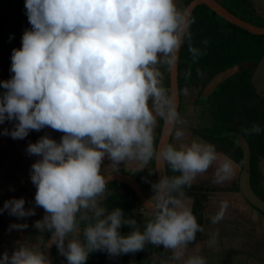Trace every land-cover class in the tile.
I'll return each mask as SVG.
<instances>
[{
	"label": "clouds",
	"instance_id": "clouds-1",
	"mask_svg": "<svg viewBox=\"0 0 264 264\" xmlns=\"http://www.w3.org/2000/svg\"><path fill=\"white\" fill-rule=\"evenodd\" d=\"M30 29L22 35L21 47L11 55V78L0 81V124L14 121L4 135L23 139L31 130L44 127L63 133L59 142L44 136L29 143L27 151L40 157L32 165L35 203L46 215L37 228L53 231L48 243H56L68 264H86L90 253L109 255L143 250L145 242L173 250L180 259L187 245L203 231L191 208L182 199L184 186L191 187L198 175L219 160L214 183L231 180L234 162L217 153L215 145L193 140L179 148L168 144L157 162L166 161L180 175L162 179L156 196L146 204L153 219L143 232L121 235L122 225H135L116 208L105 215L97 197L106 189L101 173L107 156L114 164L140 160L154 154L156 115L165 123L178 122L174 92L161 85L156 65L174 68L185 35L194 23L187 9L175 0H25ZM11 38V37H10ZM205 44L208 41H204ZM193 59L200 49L189 45ZM151 100L152 108L149 107ZM154 112L156 115H154ZM254 124L251 132L260 133ZM177 130L175 137H183ZM179 192L173 196L172 192ZM25 200L4 203L10 215L26 217ZM228 202L211 219H223ZM91 210L93 220L83 230L84 242L64 240L77 227L76 214ZM24 228L27 225H13ZM0 264H50L42 252L21 246L11 256H0ZM185 264H206L201 256H190Z\"/></svg>",
	"mask_w": 264,
	"mask_h": 264
},
{
	"label": "trees",
	"instance_id": "trees-1",
	"mask_svg": "<svg viewBox=\"0 0 264 264\" xmlns=\"http://www.w3.org/2000/svg\"><path fill=\"white\" fill-rule=\"evenodd\" d=\"M192 0H186L188 5ZM225 9L236 17L253 24L257 27H264V18L260 17L250 0H216ZM194 23L190 26V38L185 35L180 55H179V88H195L201 83V76L205 77V83L209 82L217 74L224 72L235 66L244 63L257 65L264 56V35H253L248 31L237 27L224 19L220 18L215 12L205 5L197 6L191 15ZM204 41H208L207 44ZM189 45L200 49L201 55L195 60L189 51ZM251 69L241 70L222 83L211 93L209 119L210 125L205 128L201 137L207 142L215 145L216 150L225 155H229L237 164L241 166L242 152L239 147H235L230 134L242 135L249 144L251 151V185L255 193L264 200V193L258 190L257 186L262 179L258 169L259 160L264 159V97L257 96L251 84ZM168 88H170L168 83ZM5 90L0 87V94ZM199 103L201 100L198 101ZM162 119L157 131L156 143L158 142ZM259 125L260 133H253V125ZM172 144V140L170 142ZM154 149V154H155ZM154 154L151 165L153 172L150 176L137 177L142 190H152L156 192L154 176ZM167 178L180 175L173 172L171 166L166 162ZM128 173V172H125ZM129 174V173H128ZM153 187V188H151ZM117 190H122L123 194L118 195ZM190 190L184 186L182 191L187 193ZM105 191L108 192L100 207L106 209L105 215L114 211L116 208L122 210L123 218L135 220V225H122L119 229L121 235L127 236L134 230L144 231L148 221L153 219L152 213L144 215L148 211L140 206L134 193L126 185L119 182L106 184ZM112 191L116 192L115 194ZM177 192V191H176ZM151 200V199H150ZM137 205L140 206V210ZM205 209L204 196L201 201H195L193 214L197 223L202 225V218ZM76 215L77 225L81 224L82 238L83 230L88 223L93 220L82 219V211ZM87 217H93V213H88ZM200 231L196 233L198 237ZM152 253L163 255L165 253L162 245H153ZM131 253V252H130ZM138 255V264L141 259L139 251L134 252ZM116 255H109L106 251H95L89 254L86 264H103L112 260Z\"/></svg>",
	"mask_w": 264,
	"mask_h": 264
},
{
	"label": "crops",
	"instance_id": "crops-1",
	"mask_svg": "<svg viewBox=\"0 0 264 264\" xmlns=\"http://www.w3.org/2000/svg\"><path fill=\"white\" fill-rule=\"evenodd\" d=\"M253 1H256V4L253 3L257 14L264 18L262 4L260 2L257 3L258 0ZM259 1L263 2L262 0ZM240 67L241 70L251 69L252 87L257 96L264 97V56L255 66L250 63H244ZM235 71L239 73L238 68H235ZM203 78L205 80L204 76ZM207 83L204 81L203 88L198 94L199 100H201L203 96H207L206 99L201 100V106L205 111L210 107L209 98L211 93L215 90L214 89L211 93L204 94L203 90ZM192 104L198 105V101L195 100ZM180 110L182 111L183 108L181 107ZM201 116L204 122L207 121L210 125V117L203 114H201ZM209 125L204 124L197 129L192 126H185L184 124L179 126L177 122L171 139L173 146L179 148L182 144L188 145L193 140L206 142L201 137V134H203L202 132H204L205 128ZM158 127L159 126L155 124L154 128H157V131ZM177 130L183 131V137L179 139L175 137V132ZM56 136L54 140L59 142L62 136L61 132ZM231 139L233 140L232 137ZM233 143L235 147H238L234 140ZM9 149H11L10 152L12 153L9 152L6 161L3 162V160L0 159V209L4 208V203L6 201L23 198L25 200V210H34L35 214L20 218L10 215L9 210L5 209L0 211V256H3L5 253L11 256L12 253L21 246L29 247L45 255L46 245L53 231L49 230L47 226L43 228L36 227L38 221H44L46 212L35 203L36 187L31 181L32 165L37 162L40 157L30 154L28 151L22 152L18 149ZM217 153L221 155V158L223 156H229L219 151H217ZM233 162L234 175L231 180L220 184L214 183L215 172L220 163V161L217 160L213 162L207 172L198 175L191 187H188L190 190L184 193L182 199L185 205L191 208V210L194 208L195 201H201V196H204L205 209L201 225L203 231H200L195 241L187 245V249L182 258L178 260L173 259V250L165 249L162 246L165 253L163 255L152 253L149 264H178L180 260L182 264H185V261L190 256H201L205 259L206 264H223V259H230V256L234 257L236 260L239 257L238 259H246L245 261H247L257 257L261 258L264 255V214L251 206L239 192L238 174H240L239 171L241 170V166L235 161ZM114 172L125 171L118 170ZM129 174L135 177L132 173ZM151 174L152 171L144 176H150ZM15 182H17V186ZM259 186L258 184L257 189L261 191ZM143 192L149 201H151L148 193L144 190ZM112 193L115 194L116 192L112 191ZM150 193H152L155 198L156 192L150 190ZM107 194L108 192L105 191L101 196L97 197V205L99 207ZM117 194H123V191L117 190ZM172 195L179 196V192L174 191ZM222 201L228 202V208L224 212L223 219L213 224L211 218L220 211ZM88 213H92V211L83 210L82 217H87ZM13 225H27V227L16 228L13 227ZM74 238L79 239L82 243L84 242L80 223L73 233L66 236L64 240L65 250L67 249L68 242ZM137 255V253H121L103 264H138ZM50 263L68 264L66 257L61 253L57 244H55L51 250Z\"/></svg>",
	"mask_w": 264,
	"mask_h": 264
},
{
	"label": "rangeland",
	"instance_id": "rangeland-1",
	"mask_svg": "<svg viewBox=\"0 0 264 264\" xmlns=\"http://www.w3.org/2000/svg\"><path fill=\"white\" fill-rule=\"evenodd\" d=\"M252 5L256 4V1L250 0ZM264 2V0H262ZM177 7L179 9H185L187 7L186 0H175ZM254 2V3H253ZM260 2L263 6L264 10V3ZM31 25L28 22V18L26 15L25 9V0H10L9 3H5L3 5L0 4V81H6L11 78L12 73L10 72L11 68V55L13 49L20 48L22 42V35L26 29H30ZM11 37V38H10ZM156 68L161 73V85L166 90L170 91L168 88L169 83V67L161 61ZM204 78L201 76V83L199 86L192 88L191 90L187 89L186 87L183 88L182 94L180 96V108L182 107L183 110L179 113L178 117V124L179 126H192L194 128L199 129L204 124L209 125V122L203 120V115L209 116V111L211 110L208 107L207 111L201 106V102H198V105L192 104L195 100L199 101V91L202 90L204 84ZM207 96H203L202 99H206ZM207 101V100H205ZM149 107L152 108L151 100L149 101ZM154 115L156 113L154 112ZM161 118L159 115H156V124L160 126ZM207 122V123H206ZM15 122L14 121H5L3 124H0V159L6 161L7 155L11 149H18L22 152H27L29 143H36L40 138L44 136H48L51 139H54L56 135L60 132L52 130L50 127H44L39 131L31 130L29 134L24 137L23 139H13L11 135H4L3 132L7 129L9 132L14 128ZM155 127V126H154ZM159 128V127H158ZM156 129V130H155ZM194 131V130H192ZM197 131V130H196ZM63 135V133H61ZM154 136V143L153 148H156V137H157V128H154L153 131ZM57 138V136H56ZM59 141V140H58ZM15 152V151H14ZM12 153V152H10ZM229 157V156H228ZM231 158V157H229ZM232 159V158H231ZM153 157L145 164L142 163L140 160H131V161H122L118 164H114L107 156L102 160L101 163V175L107 176L111 172L123 170L128 173H132L135 175V178L144 176L145 174L153 172V166L151 165ZM233 160V159H232ZM258 169L261 172L262 179L259 182V187L261 191L264 193V159L259 160L258 162ZM241 171V170H240ZM239 171V172H240ZM239 175V174H238ZM17 186V182H15ZM149 198L151 200L154 199L152 193H150L149 189L145 190ZM137 207L140 208L139 205ZM144 215L149 216L150 213L147 212ZM242 255V254H241ZM240 256V255H239ZM182 258V257H181ZM239 258V257H238ZM230 256V259L224 258L223 264H264V255L260 258L257 257L253 260L238 259ZM178 264H182L181 260Z\"/></svg>",
	"mask_w": 264,
	"mask_h": 264
},
{
	"label": "water",
	"instance_id": "water-1",
	"mask_svg": "<svg viewBox=\"0 0 264 264\" xmlns=\"http://www.w3.org/2000/svg\"><path fill=\"white\" fill-rule=\"evenodd\" d=\"M200 5H205L211 11L215 12L220 18L224 19L225 21L237 27H240L248 31L250 34L264 35V27L263 28L257 27L253 24H250L236 17L235 15L230 13L227 9H225L216 0H192L185 9H187L190 12V16H191L193 10ZM180 50L181 47L177 54L178 59L175 67L169 69L170 92L175 93L176 108L178 113L180 110V88H179V73H178ZM235 68H238V72H240L241 67L235 66L214 76L206 84L203 93L204 94L211 93L214 89L217 88V86L220 83H222L228 77L236 74ZM175 125L176 123L174 125H169L165 123V120H163V124L161 127L159 139L154 154V176H155L156 185H158L162 179L167 177L166 161H163L162 163H158L157 157L160 155L161 149L164 148L166 145L170 144L175 129ZM230 136L233 138L235 144L240 148L242 152L241 171L238 180L239 192L251 206H253L255 209H257L258 211L264 214V200L255 193L251 185V164H250L251 151L249 144L242 135L232 133L230 134ZM104 177L106 178L107 181L106 184L112 182H119L122 184H126L134 193L140 206L145 210H147L148 212L152 213V211L146 207V204L149 202V199L146 197L140 185L132 175L125 172H114ZM52 238H53V233L50 235L45 249V257L49 262H50L51 250L56 244L53 243L51 247H48V243L49 241L52 240ZM139 252L141 254V259L139 261V264H149L152 254L150 245L147 242H145L143 250H140Z\"/></svg>",
	"mask_w": 264,
	"mask_h": 264
},
{
	"label": "flooded vegetation",
	"instance_id": "flooded-vegetation-1",
	"mask_svg": "<svg viewBox=\"0 0 264 264\" xmlns=\"http://www.w3.org/2000/svg\"><path fill=\"white\" fill-rule=\"evenodd\" d=\"M10 2V0H0V4L1 5H3V4H5V3H9ZM188 89V88H187ZM189 90H191V89H189ZM181 94H182V90H180V96H181ZM134 177V176H133Z\"/></svg>",
	"mask_w": 264,
	"mask_h": 264
}]
</instances>
